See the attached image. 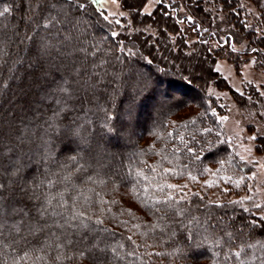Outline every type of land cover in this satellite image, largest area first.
<instances>
[{"label": "trees", "instance_id": "trees-1", "mask_svg": "<svg viewBox=\"0 0 264 264\" xmlns=\"http://www.w3.org/2000/svg\"><path fill=\"white\" fill-rule=\"evenodd\" d=\"M118 1L122 10L128 15V20H124V27L119 28L120 26L115 23L109 25L97 14L98 6L89 5L86 11L91 13V17H85L91 24L89 32L97 38L109 35L108 43L104 44V47L110 49L109 58L119 55L123 61V63L117 62L115 68L109 65L110 70L116 71L117 68H122L126 77H135L141 82V87L144 85L147 87L141 97H137L131 123L128 122L129 118L126 115L131 105L124 99V89H120V94L114 96L110 102L105 101L103 95L101 96L100 103L110 107L112 115L116 117L111 123L116 126L117 133L105 135L103 141L99 143L101 147L97 145L99 137L96 133L102 129L101 118L104 113L94 110L86 114L80 110L76 101H69V104H76V107L70 114H64L63 124L69 123L73 117L77 116L81 120L93 121L91 125L85 123L81 130V134L88 135L91 141L87 148L83 146L81 148L84 160L91 166L86 172L76 173L73 176V183L85 190L94 189V192L87 193L93 200H96L99 194V197L106 201L115 198L119 202L103 206L105 209L110 207L111 213L118 217L115 220L111 218V214L104 217V226L116 233L109 242L115 243L121 239L122 235L125 238V247L120 251L127 253L133 250V246L126 237L132 235L133 240L140 247L135 249V256H126L125 260H117L116 264H141V260L143 264H238L234 256L231 261H225L223 256L227 249H213L211 241L215 236L223 235L224 226H227L229 231L239 234L238 229L243 227V217L252 218L249 213L243 212L240 206H229L224 209L211 208L213 215L209 221V240L199 243L202 237L194 235L198 244L195 246L192 240L184 238L185 229L173 224L171 219L159 220L161 213L153 214L149 208L145 207V203L163 198L168 192L179 197L187 192L186 188L183 193L167 188L164 192H160L151 188L148 181L137 180L135 172L142 170L150 177L155 176V182L160 184L167 182L183 186L192 182L190 177L165 176L163 170L179 171L182 165L188 163L189 168L192 169V175L202 179L206 178L208 173L200 175L199 169L221 168L216 161L224 157L232 159L231 164L225 163L222 167L225 173L232 169L243 170L244 165L232 153L229 144L216 143L217 132L218 139L224 141L223 131L217 117L212 115V112L218 109V104L209 95L208 90L211 86L219 90H228L226 81L215 70L214 65L218 59L227 58L234 62L238 61L235 57L237 53L231 49L236 43L234 38L238 34L231 28L222 33L215 22L218 16H224L228 26L234 25L233 27L242 35L243 40L249 42L251 50L256 49L255 54L264 63V35L261 33L264 31V0H161L150 16L142 12L143 8L138 12H129L126 7L128 0ZM147 1L137 0L138 3L144 4V7ZM16 2L17 0H0V10L6 5L12 7L11 13L0 17V25L3 26L0 35H4L5 38L12 36L13 30L19 31V27L15 26L23 25V21L20 20L22 12L16 10ZM243 2L252 4L260 13L253 27L248 28L246 20L244 21L243 14L245 18L248 16L246 9L242 8ZM110 30H115L119 35L115 38L111 37ZM120 41L123 43L119 46L125 49L124 52H119L117 48ZM214 43L221 48L213 50ZM15 51V46L10 45L8 55L5 57L7 62L0 67V85H6L0 86V124L28 126L35 129L43 125L44 117L51 115V110L56 105L45 90L46 81L43 87L41 84L32 86L33 77L29 74L32 70H26V67L19 63L13 65ZM204 61H207L206 67L203 65ZM49 71L52 73V78L58 77L54 67L49 68ZM111 91L109 89V92ZM249 96L251 100L248 99ZM235 100L244 110H257L258 118L264 124V97L260 92L250 87L246 89L244 95L235 96ZM89 107L95 109V105H89ZM206 127L213 128V132L206 133L204 131ZM89 128L91 132L88 131ZM180 137L188 142L189 147L197 151L201 148L207 149V141H211L215 147L211 151L200 152L202 160L195 161L194 167L192 163H189L192 154L183 150ZM52 147L54 151L51 160L41 159V153L30 155L26 172L31 173L37 170L36 174L40 175L47 168L53 173H61V165L67 160V156L75 153L65 152L64 144L59 140H56ZM174 148L180 150L174 152ZM97 153H102L103 159L109 165H115L116 169L106 166L100 169L97 176L95 169L98 165L94 159ZM230 153L234 158L230 156ZM149 166L155 168L156 172L153 173ZM130 167L133 173L123 178ZM88 175L97 176V179H103L107 183H85ZM54 178L59 179V176ZM112 180L116 181L118 191L112 190ZM57 188L62 189L63 185L58 184ZM57 188L52 191L55 192ZM133 188L140 193L139 196L132 191ZM143 189H149V191L145 192ZM188 196L192 201V204L187 206L189 214L202 217L206 211L204 204L197 197L191 194ZM201 196L205 201L210 199L206 195L201 194ZM141 197L147 199L142 202ZM227 202L221 203L227 204ZM197 204L199 207H196ZM99 208V205H93L94 211L98 212ZM122 209H131L136 219H132L127 214L121 216L119 213ZM219 217L224 218L223 223L218 221ZM232 217L235 219L233 220ZM120 220H126L128 224L121 226ZM137 223L142 225L140 229L133 228V225ZM156 223L166 227L167 231L162 232L160 228L154 232L149 231L147 226ZM191 227L195 234L198 231L196 225L193 224ZM172 228H175L176 235L170 238L169 233ZM145 231L148 235L142 236L140 233ZM244 232L249 239H264V230L252 231L245 228ZM145 243L151 246L145 247ZM177 249L183 251L178 252ZM214 250L220 252L219 257L213 255ZM17 255L18 250L4 249L0 253V264H12L13 258ZM247 258L251 260V264H264V250L251 249L248 251ZM79 264H91V262L88 258H83Z\"/></svg>", "mask_w": 264, "mask_h": 264}, {"label": "snow or ice", "instance_id": "snow-or-ice-1", "mask_svg": "<svg viewBox=\"0 0 264 264\" xmlns=\"http://www.w3.org/2000/svg\"><path fill=\"white\" fill-rule=\"evenodd\" d=\"M111 2L117 3L118 0H111ZM105 3L106 0H17L16 10L22 12L20 20L23 21V25L15 26L19 27V31L13 30L12 36L5 38L4 35H0V67L7 62L5 57L8 55L9 46L14 45L16 51L15 59L12 61L13 65L19 63L24 65L26 70H32L29 73L33 77L32 86L41 84L43 87L46 81L45 90L56 105L51 110V115L44 117L43 125L35 129L28 126L0 124V253L7 248L18 250V255L13 258L12 264H79L83 258H88L91 264H105L106 261L107 264H116L117 260L123 261L126 256H135V249L140 247L133 240L132 235L126 237V240L133 246V250L127 253L120 251L125 247V238L122 235L121 239L115 243L109 242V239L115 237L116 233L104 226V217L110 214L114 220L118 217L111 213L110 207L105 209L103 206L118 204L115 198L106 201L97 194L98 198L93 200L92 196L87 193L94 192V189L85 190L73 183V176L76 173L86 172L91 166L84 160L81 150L82 146L87 148L91 141L88 135L81 134V130L85 123L91 125L93 121L81 120L77 116L73 117L69 123L63 124L64 114H70L76 107V104H69V101H76L80 110L86 114L94 110L103 112L104 116L101 118L103 126L101 131L96 133L99 137L97 141L99 146L105 135L117 134L116 126L111 123L116 117L112 115L110 107H105L100 103L101 96L103 95L104 100L110 102L114 96L120 94V89H124V99L131 105L126 114L129 118L128 122L131 123L137 97H141L147 87V85L141 87V82L135 77H126L122 68H117L116 71L110 70L109 65L115 68L117 62L123 63V61L119 55L109 58L110 49L104 47V44L109 41V35L97 38L90 34L91 24L85 19V17H91V13L86 11L89 5L99 6L96 8L97 14L109 25L121 23L120 20L110 21L109 16L104 14L103 5ZM126 7L129 12H138L139 9L144 8V4L138 3L137 0H128ZM11 12L12 7L6 5L0 10V17ZM148 15L150 16L151 13ZM2 28L3 26L0 25V31ZM109 34L113 38L119 35L115 30H110ZM90 35L91 38H89ZM122 43L120 41L117 44L119 52L125 51L119 46ZM251 51L255 52L256 49ZM250 63H255V61ZM53 67L58 73L57 78H52V73L49 71V68ZM109 89L112 91L109 92ZM261 95H264V92ZM248 99L251 100V96ZM89 105H95V109ZM212 115L215 117L217 113L213 111ZM226 119L227 117H220V121ZM88 131L91 132V128ZM204 131L211 134L213 128L206 127ZM218 137L217 132V144L229 143L228 140L221 141ZM248 139L256 140L257 136L254 134ZM56 140L64 144L65 152L75 153L67 156V160L61 165L62 174L53 173L47 168L40 175L36 174L37 170L27 173L26 168L27 163L30 162V155L41 153V159L51 160L54 151L52 145ZM206 143L208 144L207 149L201 148L197 151L189 147L188 142L180 137L183 150L192 154L189 163H192L194 167L196 166L195 161L202 160L200 152L211 151L215 147L211 141ZM257 147L264 151V146L257 145ZM179 150L173 149L174 152ZM246 150L249 153L252 151L251 148ZM234 155L239 156V153ZM230 156L234 158L231 153ZM164 158L167 159V157ZM94 159L98 165L95 169L97 176L100 169L106 166L116 169L115 165H109L103 159L102 153H97ZM240 160L245 161V158L240 156ZM216 162L222 168L225 163L231 164L232 159L224 157ZM245 163H250V161H245ZM149 167L153 173L156 172L155 168ZM211 171L207 167H202L199 169V174L203 175ZM132 173L133 169L130 167L123 178H127ZM163 175L188 176L192 181L197 180V175H192V169L189 168L188 163L182 165L179 171L164 169ZM57 176L59 179L54 178ZM97 176L88 175L85 183H107L103 179H97ZM135 178L148 181L151 188L160 192H164L167 188L183 193L184 188H187V185L181 186L167 182L160 184L155 182V176L150 177L142 170L135 172ZM253 178H255L254 175L247 177V179ZM222 179L225 184H232L239 188L246 178L241 176L239 180L233 181L231 176H226ZM58 184L63 185V188L58 189ZM112 185V190L118 191L115 180H112ZM214 186L215 182L207 183L209 188ZM54 188H57L55 192L52 191ZM222 190L230 191L227 187ZM132 191L137 196L140 195L135 188ZM143 191L147 192L149 189H143ZM191 195L204 204L206 211L202 217L189 214L187 206L191 205L192 201L187 193L177 197L172 192H168L163 198L145 203V207L149 208L153 214L161 213L159 220L171 219L173 224L185 229L184 238L192 240L193 245L198 246L194 235L202 237L199 243L209 240V221L213 215L211 208L224 209L229 206H240L242 211L249 213L252 218L243 217V227L238 229L239 234L229 231L227 226H224L223 235L215 236L211 243L213 249H227L223 256L225 261H231L234 256L238 264H251V260L247 258L248 251L251 249L264 250V239H249L244 229L264 230V205L253 203L254 208L262 210L257 217L255 212H251L245 206L246 200H252L251 196L230 200L224 204L219 200L205 201L199 192ZM141 199L143 202L147 198L141 197ZM94 204L100 206L98 212L93 210ZM196 207H199V204ZM119 214L121 216L127 214L132 219H136L131 209H122ZM223 219L219 217L218 221L223 223ZM232 219L234 220L235 217ZM119 224L126 226L128 221L120 220ZM193 224L198 229L195 234L191 227ZM141 227L139 223L133 225L135 229ZM147 227L152 232L157 228H160L162 232L167 231V228L162 227L160 223ZM140 234L147 236L148 232ZM175 235V228H172L169 237ZM144 246L150 247L151 245L145 243ZM177 251L182 252L183 250L177 249ZM156 255H161V253H156ZM213 255L219 257L220 252L214 250ZM242 256L245 258L242 259ZM141 264H143L142 260Z\"/></svg>", "mask_w": 264, "mask_h": 264}, {"label": "rangeland", "instance_id": "rangeland-1", "mask_svg": "<svg viewBox=\"0 0 264 264\" xmlns=\"http://www.w3.org/2000/svg\"><path fill=\"white\" fill-rule=\"evenodd\" d=\"M159 3L157 0H148L142 12L144 14L152 13ZM242 8L246 9L245 11L248 17L245 18V14H243V17L244 21L246 20L248 28L253 27L256 20L258 21L260 13L252 4L247 2L242 3ZM103 9L104 13L109 16L110 21L120 20L119 28L124 27V20H128V15L122 10L119 1L112 3L111 0H106ZM121 13H125V15H121ZM214 15L217 16L216 14ZM227 22L224 16H218L215 24L220 27L222 33L226 29L230 30L231 28L238 34L235 38L233 37L236 43L231 47L232 51L235 49L234 52L237 53L235 57L238 61L234 62L224 58L218 59L215 62V70L226 81L228 90H219L211 86L208 93L217 101L218 109L215 112L217 113V120L222 127L223 138L229 141L228 144L233 154L239 153V156L235 157L244 165V168L242 171L232 169L228 173L223 171L224 168L212 169L206 178L197 179L196 181L188 183L186 193L189 195L194 192H199L200 194L208 196L211 200H219L220 202L238 200L242 197L251 196L252 200H246L245 206L259 216L262 210L254 208L253 203L264 205V151H261L257 147V145L264 146V124L259 120L257 110L251 109L247 111L242 109L235 100V96L241 95V93L244 95L246 89L250 87H253L260 94L264 92V63L261 62L260 57L255 52L250 51L249 42L243 40L242 35L233 27L234 25L228 26ZM261 33L264 35V31H261ZM212 47L213 50L221 48L215 43ZM248 50L250 53H246ZM251 61H255V63H250ZM206 62L203 63L205 67L207 65ZM195 80L197 81V79ZM220 117H227V119L220 121ZM254 134L257 136V139L249 140L248 137ZM99 146L101 147L100 144ZM248 148L252 149L251 153L246 150ZM240 156H243L245 161H250V163L241 161ZM218 169L219 171H217ZM253 175L255 178L247 179V177ZM226 176H231L233 181L239 180L241 176H244L246 179L237 188L232 184L224 183L222 178ZM206 182H215V186L209 188ZM225 187L229 188L230 191L224 192L222 189Z\"/></svg>", "mask_w": 264, "mask_h": 264}]
</instances>
